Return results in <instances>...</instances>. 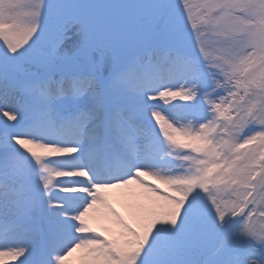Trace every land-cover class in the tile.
I'll return each instance as SVG.
<instances>
[{
    "label": "snow or ice",
    "instance_id": "snow-or-ice-1",
    "mask_svg": "<svg viewBox=\"0 0 264 264\" xmlns=\"http://www.w3.org/2000/svg\"><path fill=\"white\" fill-rule=\"evenodd\" d=\"M0 264H264V0H0Z\"/></svg>",
    "mask_w": 264,
    "mask_h": 264
}]
</instances>
